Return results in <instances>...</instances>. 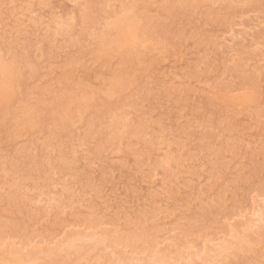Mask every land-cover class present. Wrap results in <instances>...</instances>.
Returning a JSON list of instances; mask_svg holds the SVG:
<instances>
[{
    "label": "rangeland",
    "instance_id": "1",
    "mask_svg": "<svg viewBox=\"0 0 264 264\" xmlns=\"http://www.w3.org/2000/svg\"><path fill=\"white\" fill-rule=\"evenodd\" d=\"M0 264H264V0H0Z\"/></svg>",
    "mask_w": 264,
    "mask_h": 264
}]
</instances>
